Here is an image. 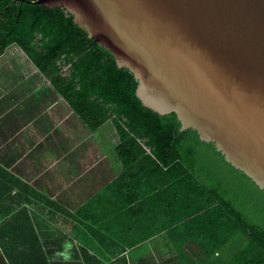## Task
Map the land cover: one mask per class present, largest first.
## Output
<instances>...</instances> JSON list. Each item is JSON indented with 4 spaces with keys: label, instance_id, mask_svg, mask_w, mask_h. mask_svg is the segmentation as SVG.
Here are the masks:
<instances>
[{
    "label": "crops",
    "instance_id": "1",
    "mask_svg": "<svg viewBox=\"0 0 264 264\" xmlns=\"http://www.w3.org/2000/svg\"><path fill=\"white\" fill-rule=\"evenodd\" d=\"M97 133L18 46L6 48L0 55V264H29L18 263L16 254L37 257L35 264H179L163 223L153 217L156 194L168 199V179L147 172L148 162L141 161L146 170L137 162L124 170L113 150L106 152L114 143Z\"/></svg>",
    "mask_w": 264,
    "mask_h": 264
},
{
    "label": "trees",
    "instance_id": "2",
    "mask_svg": "<svg viewBox=\"0 0 264 264\" xmlns=\"http://www.w3.org/2000/svg\"><path fill=\"white\" fill-rule=\"evenodd\" d=\"M13 44L100 141L114 143L106 152L113 150L124 170L134 162L146 170L143 161L147 172L164 173L168 199L156 194L153 217L179 264H264V192L195 130L180 131L174 112L145 107L133 72L119 67L70 12L36 0H0V55ZM25 257L12 256L35 264L37 257Z\"/></svg>",
    "mask_w": 264,
    "mask_h": 264
},
{
    "label": "water",
    "instance_id": "3",
    "mask_svg": "<svg viewBox=\"0 0 264 264\" xmlns=\"http://www.w3.org/2000/svg\"><path fill=\"white\" fill-rule=\"evenodd\" d=\"M36 2L70 12L145 107L174 112L264 192V0Z\"/></svg>",
    "mask_w": 264,
    "mask_h": 264
},
{
    "label": "rangeland",
    "instance_id": "4",
    "mask_svg": "<svg viewBox=\"0 0 264 264\" xmlns=\"http://www.w3.org/2000/svg\"><path fill=\"white\" fill-rule=\"evenodd\" d=\"M23 248V247H22ZM22 248H19V249H22Z\"/></svg>",
    "mask_w": 264,
    "mask_h": 264
}]
</instances>
